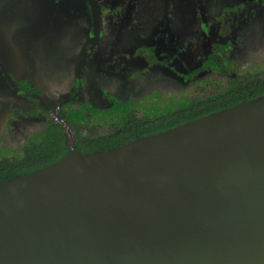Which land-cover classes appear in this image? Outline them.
<instances>
[{
  "label": "water",
  "instance_id": "1",
  "mask_svg": "<svg viewBox=\"0 0 264 264\" xmlns=\"http://www.w3.org/2000/svg\"><path fill=\"white\" fill-rule=\"evenodd\" d=\"M53 119L71 152L0 181V264H264V97L91 154Z\"/></svg>",
  "mask_w": 264,
  "mask_h": 264
},
{
  "label": "rangeland",
  "instance_id": "2",
  "mask_svg": "<svg viewBox=\"0 0 264 264\" xmlns=\"http://www.w3.org/2000/svg\"><path fill=\"white\" fill-rule=\"evenodd\" d=\"M85 1L64 0L58 7L66 9L67 14L58 12L51 17L42 16L37 9L33 31L4 29L0 33V126L7 129L0 128V158L20 155L22 147L29 141L40 142L45 137L48 121L50 118L54 121L53 114L57 110L64 115L62 120L72 127L78 144L77 136L83 140H94L124 125L133 124L135 120L154 121L159 116L186 109L194 103L193 100L201 99L208 91L212 94L226 88L229 78L221 76L220 69L216 73H198L202 68L206 69V62L215 64L212 56L224 63L231 77L264 72V0H249L256 1L260 8L248 22L240 18L245 9L244 0H205L208 7L207 28L200 22L197 0H179L185 2L186 14L174 19V31L184 37L185 45L190 42L192 52H188L191 56L187 57V62L194 67L195 74L198 73L188 85L180 87L167 75L158 76L148 68L143 69L146 64L142 55L154 63L156 57L162 56L147 42L157 21H162L158 20L160 17L151 14L138 16L135 13H125V17L123 13L116 21L118 25L109 24L114 22L109 19L106 36L88 62L84 100L74 99L64 111L60 107L66 103L59 107L56 104L57 107L52 106L50 111L45 101L35 103L29 100V103L36 104L33 109L21 100V107L25 108L18 113L20 101L7 79H11L10 74L20 75L30 70L31 84L46 92L55 103L70 93L75 83V61L88 34L89 14ZM127 1H110V5L125 10L131 6ZM131 8L133 11L136 6ZM28 10L21 25L29 22L31 14ZM71 29L76 30L71 32ZM142 38L146 39L145 42L141 41ZM205 47L211 49V55L205 52ZM90 85L120 99L125 110L113 107L104 96L88 91ZM14 115L18 118L10 117ZM65 143L67 156L71 152L70 136L67 134Z\"/></svg>",
  "mask_w": 264,
  "mask_h": 264
},
{
  "label": "flooded vegetation",
  "instance_id": "3",
  "mask_svg": "<svg viewBox=\"0 0 264 264\" xmlns=\"http://www.w3.org/2000/svg\"><path fill=\"white\" fill-rule=\"evenodd\" d=\"M63 1L64 0H0V28L2 29L0 30V33L4 32V29L20 30L21 28H23V29H26L27 31H33V29L36 28L35 27L36 20L33 22V19L35 18L34 13L37 11V9H40L42 16L43 15L44 16L49 15L50 17L56 16L58 12H60L61 14H67L68 11H66V9L58 7L60 6L59 3ZM110 1L117 2L118 0H110ZM110 1L108 0H86L85 1L86 6H87V11L89 14L88 34H87L86 41L84 40L83 45L81 47V51L79 52L78 57L76 58V61H75V69L73 70V77H74L75 83L70 93L68 94V96L65 99L59 100L61 104L66 103L65 105L60 107V110L63 109L66 105L71 104V102L74 101V99L76 98H77L76 100H80V101L84 100L86 96L85 93H86V88H87L85 84L86 83L85 75H86V71L88 70L87 69L88 62H90V60L93 58L96 51L100 47L103 41V37L106 36V26H108L109 19L114 21V22H109V24L118 25L116 21L118 18H120L121 15H123V13L124 14L125 13H135V14H138V16L142 14L144 15L151 14V15H155L156 18L160 17V19L158 20H162L160 22L157 21L156 27L153 29V32L150 33V37L147 40L148 46L155 47L156 52L160 53L162 56H160L159 58L156 57L157 60L154 63L153 60L150 61L148 57L142 55L144 63L146 64L143 69L148 68L152 70L150 72H153L154 74L158 76L167 75V77L177 81L180 87H184L188 85L190 83L189 81L195 78L196 74L198 73L200 75L204 73H213V72L216 73V71L219 69V68L218 69L216 68L215 64H217V61H221V60L217 57L215 58V56H212V60L215 63L214 65H212V63L206 62L207 64L206 69L202 70L203 69L202 68L201 71L196 74L194 71V67H191L189 62H187V57L189 58L191 56V53L188 54V52L190 51L192 52V49L189 48L190 42H186V45H185L184 37L182 36L180 37V34H177L174 31L175 29L174 22L176 21L174 19L180 15L184 16L186 14L185 2H179V0H143V2H140L142 0H128L126 3L127 4L130 3L131 6L129 9L126 8L124 10V8H121V7L117 8V6L114 7L110 5ZM244 2H245V9H244V13L240 16V18L242 19L243 22L244 21L248 22L249 20H252L257 15L260 6L257 5L256 1L254 2V1L244 0ZM142 3L149 4V5L147 6ZM152 3L155 6H153ZM26 5L27 7H25ZM94 5L96 6L97 11L94 9ZM132 6L133 7L136 6L135 10L133 8V11L131 8ZM196 6L198 8L200 22L204 25L205 28H207V25H208L207 3L205 2V0H197ZM27 9H29L28 11L31 14L28 20L29 22L28 23L26 22L25 24L21 25V23L26 20V17H27L26 10ZM108 11H113V12L109 13ZM97 15H100V20H98ZM126 16L127 15L125 14V17ZM243 26L244 25H242V27ZM74 30L76 29H71V32ZM98 33H99V40H97ZM199 33L200 31L197 32V35ZM145 40H146L145 38L141 39L142 42L143 41L145 42ZM186 47H188V49H186ZM204 50L205 52H208L209 54L211 52V49L209 47H205ZM198 64L200 65L201 63L198 62ZM165 70L167 71V74ZM29 71L30 70H26L25 73L20 74V75L16 73L10 74L11 79L7 77V79L10 82V87L13 88V90H15L14 92L20 101L17 107V108L20 107L18 110V113L23 112L25 108V106L23 105L21 107V100L25 104L27 103L28 106H32L33 109L36 104H32L33 102L29 103L28 102L29 100L30 101L34 100L35 103H37L38 101H45L48 104V106H50L49 110L52 111L51 110L53 108L52 103L55 104V102L46 92L36 87L35 85L31 84L32 82L30 81L31 80L30 77L32 75L30 74ZM244 74H248V73H244ZM244 74L231 77L230 73L223 74L220 71L221 76L223 77L226 76L227 78H229V81H226L227 82L226 88H222L218 92L215 91L212 94H211V91H208L206 94L202 95L201 99H195V101L193 100L194 103H192L187 108H190L195 103L210 100L213 98V96L216 98L219 94L221 95V94H224V92H228V91L231 92L230 85L232 84V82L238 79L239 76H242ZM28 80L30 82H28ZM88 88H89L88 91L91 90L94 94L104 96V98H106V101L109 102L113 107H117L119 109L125 110L123 108L124 105L123 104L121 105V100L113 97L112 94L106 93L104 91L101 92L100 89H97L92 85H90V87ZM183 110H177L175 112H179ZM130 114H132V116L134 117H137L133 112H131ZM164 116L166 115L159 116V117L161 118ZM10 117L18 118L15 115L10 116ZM136 121L137 120H135L133 124L124 125L116 129L115 131L108 133L107 136H110L112 134L125 133V132L131 134V133H138V131H140L139 133H144V132H149L152 130V127L147 124L148 122L153 121L152 119H146L145 121H140V122L139 121L136 122ZM0 128L7 130L6 127L0 126ZM89 138L90 137H88V139ZM32 142H35V140H32ZM32 142L29 141V143H32Z\"/></svg>",
  "mask_w": 264,
  "mask_h": 264
},
{
  "label": "trees",
  "instance_id": "4",
  "mask_svg": "<svg viewBox=\"0 0 264 264\" xmlns=\"http://www.w3.org/2000/svg\"><path fill=\"white\" fill-rule=\"evenodd\" d=\"M216 60V59H215ZM216 62V61H215ZM216 68L223 74L227 73L224 64L217 61ZM213 67V66H212ZM231 92L219 94L216 98L195 103L183 111L170 113L147 124L152 130L144 133H119L94 140H78L81 153L91 154L110 150L133 142L137 138H145L154 134L165 132L175 127L196 121L202 117L221 113L242 103L256 101L264 97V72H254L239 76L230 85ZM227 91V90H226ZM60 106L61 102L52 105ZM65 108V107H64ZM64 108L61 111H64ZM63 114L59 113L62 119ZM136 132V131H135ZM40 142L24 145L20 155L0 158V181L9 180L17 176L28 175L49 168L65 158L67 147L65 143L66 132L50 118L45 133ZM128 142V143H127Z\"/></svg>",
  "mask_w": 264,
  "mask_h": 264
},
{
  "label": "bare ground",
  "instance_id": "5",
  "mask_svg": "<svg viewBox=\"0 0 264 264\" xmlns=\"http://www.w3.org/2000/svg\"><path fill=\"white\" fill-rule=\"evenodd\" d=\"M261 148L262 147L259 146L256 149L251 150L250 151L251 153L245 157V160L243 161V163L245 165L246 164L249 165V163L252 161V157L254 156L252 152H254L255 154L258 155L261 152ZM261 156H264V155H261ZM261 165H262V167H264V162H262ZM245 177L246 176H243V178H245ZM249 180H250L249 173L245 179L236 178L230 186L231 191L233 190V193H235V189H241L240 193L243 194L242 190H244L246 188ZM258 182H259V180L256 179V183H255L256 186H257ZM223 196H225V195H223Z\"/></svg>",
  "mask_w": 264,
  "mask_h": 264
}]
</instances>
